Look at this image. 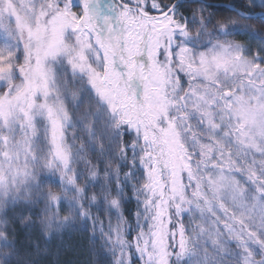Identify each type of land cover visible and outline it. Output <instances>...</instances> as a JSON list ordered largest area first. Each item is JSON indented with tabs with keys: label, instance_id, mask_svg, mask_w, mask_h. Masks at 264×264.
Instances as JSON below:
<instances>
[{
	"label": "snow or ice",
	"instance_id": "snow-or-ice-1",
	"mask_svg": "<svg viewBox=\"0 0 264 264\" xmlns=\"http://www.w3.org/2000/svg\"><path fill=\"white\" fill-rule=\"evenodd\" d=\"M75 235L264 264V0H0V264Z\"/></svg>",
	"mask_w": 264,
	"mask_h": 264
},
{
	"label": "trees",
	"instance_id": "trees-1",
	"mask_svg": "<svg viewBox=\"0 0 264 264\" xmlns=\"http://www.w3.org/2000/svg\"><path fill=\"white\" fill-rule=\"evenodd\" d=\"M213 3H223V4H241L243 0H211ZM259 11L260 9H255ZM80 243L78 247L77 244ZM67 250L62 252L59 256L61 264H87L90 256L87 249L83 246V242L80 241L79 235L73 236L71 239L65 240ZM55 250V249H54Z\"/></svg>",
	"mask_w": 264,
	"mask_h": 264
}]
</instances>
